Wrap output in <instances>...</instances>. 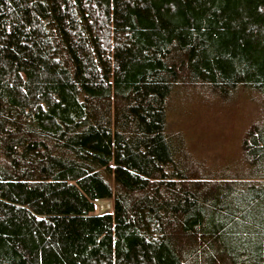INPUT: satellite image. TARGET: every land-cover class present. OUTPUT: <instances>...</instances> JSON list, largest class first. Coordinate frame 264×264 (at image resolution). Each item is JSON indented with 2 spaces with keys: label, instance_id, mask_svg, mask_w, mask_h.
Wrapping results in <instances>:
<instances>
[{
  "label": "trees",
  "instance_id": "16d2710c",
  "mask_svg": "<svg viewBox=\"0 0 264 264\" xmlns=\"http://www.w3.org/2000/svg\"><path fill=\"white\" fill-rule=\"evenodd\" d=\"M190 91L252 106L231 160ZM0 264H264V0H0Z\"/></svg>",
  "mask_w": 264,
  "mask_h": 264
},
{
  "label": "rangeland",
  "instance_id": "374dc122",
  "mask_svg": "<svg viewBox=\"0 0 264 264\" xmlns=\"http://www.w3.org/2000/svg\"><path fill=\"white\" fill-rule=\"evenodd\" d=\"M178 92L170 98L171 126L183 133L189 149L200 158L225 163L237 151L238 141L250 120L251 105L240 99L228 105L206 97ZM206 96V95H204ZM110 208L109 201H103Z\"/></svg>",
  "mask_w": 264,
  "mask_h": 264
},
{
  "label": "bare ground",
  "instance_id": "6f19581e",
  "mask_svg": "<svg viewBox=\"0 0 264 264\" xmlns=\"http://www.w3.org/2000/svg\"><path fill=\"white\" fill-rule=\"evenodd\" d=\"M96 203L99 205V209L101 211H103L105 208L108 207V204L107 203H104L103 201L101 200H97Z\"/></svg>",
  "mask_w": 264,
  "mask_h": 264
},
{
  "label": "water",
  "instance_id": "95a60500",
  "mask_svg": "<svg viewBox=\"0 0 264 264\" xmlns=\"http://www.w3.org/2000/svg\"><path fill=\"white\" fill-rule=\"evenodd\" d=\"M100 213V212H99Z\"/></svg>",
  "mask_w": 264,
  "mask_h": 264
}]
</instances>
